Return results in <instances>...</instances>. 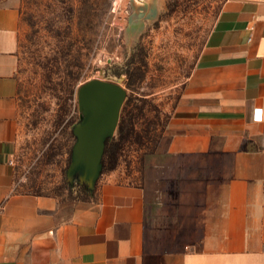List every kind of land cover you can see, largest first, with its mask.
I'll return each instance as SVG.
<instances>
[{"label": "crops", "instance_id": "obj_1", "mask_svg": "<svg viewBox=\"0 0 264 264\" xmlns=\"http://www.w3.org/2000/svg\"><path fill=\"white\" fill-rule=\"evenodd\" d=\"M20 4L0 0V264H264V0H225L142 183L115 170L89 201L24 190L11 164ZM82 157L68 177L94 188Z\"/></svg>", "mask_w": 264, "mask_h": 264}, {"label": "rangeland", "instance_id": "obj_2", "mask_svg": "<svg viewBox=\"0 0 264 264\" xmlns=\"http://www.w3.org/2000/svg\"><path fill=\"white\" fill-rule=\"evenodd\" d=\"M224 2L21 0L19 148L13 165L24 190L79 200L81 181L68 177L74 157L101 160L104 140L118 135L127 101L139 134L126 144L115 170L141 184L145 157L166 131ZM93 80L126 91L117 120L101 129L94 152L80 136L92 110L79 99L80 88ZM111 172L99 176L91 200Z\"/></svg>", "mask_w": 264, "mask_h": 264}, {"label": "water", "instance_id": "obj_3", "mask_svg": "<svg viewBox=\"0 0 264 264\" xmlns=\"http://www.w3.org/2000/svg\"><path fill=\"white\" fill-rule=\"evenodd\" d=\"M125 98L126 91L112 82L93 80L80 88V102L84 105L85 110H92L91 117L80 131L82 144L87 143L88 148L90 146L98 147L99 132L104 125L112 120H117Z\"/></svg>", "mask_w": 264, "mask_h": 264}, {"label": "trees", "instance_id": "obj_4", "mask_svg": "<svg viewBox=\"0 0 264 264\" xmlns=\"http://www.w3.org/2000/svg\"><path fill=\"white\" fill-rule=\"evenodd\" d=\"M121 73L117 72L119 76ZM143 75L140 76L142 78ZM129 86L133 84V73H129L128 77ZM130 101H127L122 108L121 118L118 125V135L116 137H107L104 140L103 154L101 157V174H105L115 170L118 167L121 155L126 147V144L135 136H138L136 128V116L130 112L128 108ZM138 141V140H136ZM78 192L76 198L81 201L91 200L89 195L93 193L94 188H91L86 182H77ZM71 195L73 192H70Z\"/></svg>", "mask_w": 264, "mask_h": 264}, {"label": "built area", "instance_id": "obj_5", "mask_svg": "<svg viewBox=\"0 0 264 264\" xmlns=\"http://www.w3.org/2000/svg\"><path fill=\"white\" fill-rule=\"evenodd\" d=\"M255 112H256V114H255L254 118H255L256 120L261 121V120L263 119V117H264V112H263V110L257 108V110H256ZM15 162H16V160H15ZM11 164H14V160H11Z\"/></svg>", "mask_w": 264, "mask_h": 264}, {"label": "bare ground", "instance_id": "obj_6", "mask_svg": "<svg viewBox=\"0 0 264 264\" xmlns=\"http://www.w3.org/2000/svg\"><path fill=\"white\" fill-rule=\"evenodd\" d=\"M96 148H97V147L90 146L88 149H89L90 151L94 152Z\"/></svg>", "mask_w": 264, "mask_h": 264}]
</instances>
